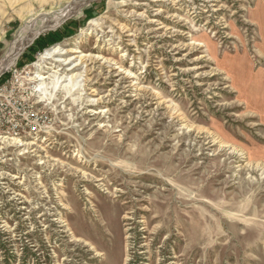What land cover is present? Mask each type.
<instances>
[{"label": "rangeland", "instance_id": "374dc122", "mask_svg": "<svg viewBox=\"0 0 264 264\" xmlns=\"http://www.w3.org/2000/svg\"><path fill=\"white\" fill-rule=\"evenodd\" d=\"M5 79L0 264H264V0H0Z\"/></svg>", "mask_w": 264, "mask_h": 264}, {"label": "built area", "instance_id": "2783aa9c", "mask_svg": "<svg viewBox=\"0 0 264 264\" xmlns=\"http://www.w3.org/2000/svg\"><path fill=\"white\" fill-rule=\"evenodd\" d=\"M6 77L8 79L10 76ZM7 79L4 80L5 85L0 88V97L5 92H16V89H10L11 82ZM18 83L21 81L17 80L15 84ZM16 98L14 105L0 104V140L22 142L24 137L39 136L46 130V112L38 107L33 97H29L28 101Z\"/></svg>", "mask_w": 264, "mask_h": 264}, {"label": "trees", "instance_id": "16d2710c", "mask_svg": "<svg viewBox=\"0 0 264 264\" xmlns=\"http://www.w3.org/2000/svg\"><path fill=\"white\" fill-rule=\"evenodd\" d=\"M50 38L52 39L53 42H57L61 39L60 36L57 34L50 35ZM33 49H35V47Z\"/></svg>", "mask_w": 264, "mask_h": 264}, {"label": "bare ground", "instance_id": "6f19581e", "mask_svg": "<svg viewBox=\"0 0 264 264\" xmlns=\"http://www.w3.org/2000/svg\"><path fill=\"white\" fill-rule=\"evenodd\" d=\"M25 45H26V43H24L23 47H24ZM40 79H41V81L46 80V78H44V77H40Z\"/></svg>", "mask_w": 264, "mask_h": 264}]
</instances>
